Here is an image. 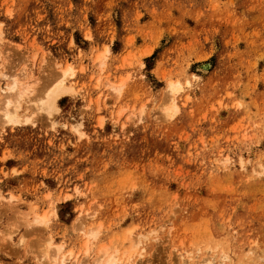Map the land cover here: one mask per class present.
I'll list each match as a JSON object with an SVG mask.
<instances>
[{"label":"rangeland","instance_id":"1","mask_svg":"<svg viewBox=\"0 0 264 264\" xmlns=\"http://www.w3.org/2000/svg\"><path fill=\"white\" fill-rule=\"evenodd\" d=\"M99 257L264 264V0H0V264Z\"/></svg>","mask_w":264,"mask_h":264},{"label":"bare ground","instance_id":"2","mask_svg":"<svg viewBox=\"0 0 264 264\" xmlns=\"http://www.w3.org/2000/svg\"><path fill=\"white\" fill-rule=\"evenodd\" d=\"M70 73H71V69L67 67L64 71H62V74L60 76L63 79L65 77L69 76ZM62 83H63V81H61L57 86L54 87V89L52 90V92L48 96L47 103H52V99L54 98L55 94L58 91H65L64 86H63ZM122 85L123 84H121L117 88H114V90H116V92H120L121 89H122ZM14 89H15L14 87H11L12 91H15ZM178 90H179V86L178 85H176V84H170L169 85V93L170 94H176L178 92ZM29 94H30V87H27V88L23 89L22 93H21V91L16 93V95H18L19 98H22V97L24 98V97L28 96ZM49 105H51V104H49ZM9 106H10V102L8 101L7 105H6V108H5V111H8V107ZM162 110L164 111V113L166 114L167 117L171 118L176 113L177 108L174 105H170L168 107H164ZM6 117H7V120L10 119V116L8 115V113H6ZM33 218H34V223L40 224V225H43L45 223V221H46L44 217L38 216V215H34ZM95 261L98 264L101 263L102 257L97 258ZM63 262L64 261H62V264H64ZM111 263H112V260H109L108 264H111Z\"/></svg>","mask_w":264,"mask_h":264}]
</instances>
